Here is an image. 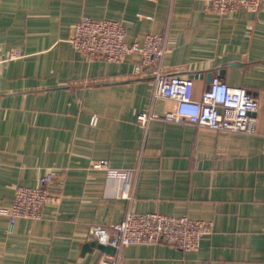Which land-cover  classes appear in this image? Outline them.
Listing matches in <instances>:
<instances>
[{"label": "crops", "instance_id": "0c3cea01", "mask_svg": "<svg viewBox=\"0 0 264 264\" xmlns=\"http://www.w3.org/2000/svg\"><path fill=\"white\" fill-rule=\"evenodd\" d=\"M208 4L0 0V204L47 172L59 197L13 229L0 214V264H107L117 252L92 246L89 225L130 209L210 220L212 232L191 250L129 244L118 264H264V4L224 15ZM82 15L122 21L130 43L162 34L166 70L192 76L195 98L215 74L246 86L260 102L256 132L164 120L174 102L153 95L138 53L109 61L73 47ZM13 49L19 55L4 61ZM141 111L157 116L142 125ZM95 158L136 171L130 198L122 178L92 167Z\"/></svg>", "mask_w": 264, "mask_h": 264}, {"label": "built area", "instance_id": "2783aa9c", "mask_svg": "<svg viewBox=\"0 0 264 264\" xmlns=\"http://www.w3.org/2000/svg\"><path fill=\"white\" fill-rule=\"evenodd\" d=\"M263 4L264 0H209L208 9L224 15L239 8L257 11ZM69 41L76 50L90 56L101 55L109 61H120L129 53H138V70L150 67L153 71V95L174 102L173 108L162 115L166 121L193 123L214 131L256 132L255 113L260 102L254 93L246 86L231 85L220 74H215L201 97L195 98L192 76L166 70L164 58L168 47L162 34L149 32L141 42L130 43L122 21L82 15L75 22ZM18 55V51L13 49L4 61ZM156 116L151 111H141L137 120L146 125ZM96 119L94 116L93 122ZM91 165L122 178L121 195L128 198L132 196V182L136 173L134 169H113L105 158H95ZM52 179V173L47 172L38 178L35 185H19L15 189L12 203L0 204V214L9 218L10 229H13L19 218H40L43 206L59 199L50 188ZM211 232L210 220L186 214L176 216L159 211L137 212L130 209L121 220L111 225L91 223L88 235L91 241L113 247L117 254L107 264H118L122 249L129 244L165 242L191 250L198 247L202 238Z\"/></svg>", "mask_w": 264, "mask_h": 264}, {"label": "water", "instance_id": "95a60500", "mask_svg": "<svg viewBox=\"0 0 264 264\" xmlns=\"http://www.w3.org/2000/svg\"><path fill=\"white\" fill-rule=\"evenodd\" d=\"M91 245L93 246V245H96V246H98L99 248H101V249H107L108 248V245H104V244H101V243H96L95 241H92L91 242ZM109 247H111V246H109Z\"/></svg>", "mask_w": 264, "mask_h": 264}]
</instances>
